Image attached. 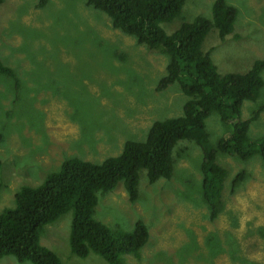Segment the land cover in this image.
Wrapping results in <instances>:
<instances>
[{"label": "rangeland", "instance_id": "rangeland-1", "mask_svg": "<svg viewBox=\"0 0 264 264\" xmlns=\"http://www.w3.org/2000/svg\"><path fill=\"white\" fill-rule=\"evenodd\" d=\"M87 0H0V55L20 79L0 74V211L15 206L25 185L36 186L62 162L79 157L101 162L122 151L128 140L145 139L159 118L182 113L187 96L179 84L158 89L168 56L111 26L109 16ZM238 13L234 31L220 39L212 29L203 50L218 71L243 73L264 55V0H227ZM215 0H187L182 16L162 24L173 33L183 21L211 18ZM264 77V72L262 73ZM264 106V87L246 100L242 119ZM213 142L231 133L219 114L209 117ZM250 134L264 136V110ZM203 149L190 140L176 150L170 179L151 181L141 173L139 198L132 202L124 181L100 195L95 217L112 228L133 230L142 219L150 238L127 264H264V166L221 156L228 168L223 209L211 217L202 188ZM249 177L235 191L231 178ZM72 212L48 224L41 244L64 264H110L99 254H74ZM0 264H33L4 256Z\"/></svg>", "mask_w": 264, "mask_h": 264}, {"label": "trees", "instance_id": "trees-1", "mask_svg": "<svg viewBox=\"0 0 264 264\" xmlns=\"http://www.w3.org/2000/svg\"><path fill=\"white\" fill-rule=\"evenodd\" d=\"M49 0H37V8ZM187 0H87L89 7L106 13L114 29L135 37L147 47L164 52L169 63L167 72L157 84L158 89L179 84L187 99L180 115L156 119L147 136L128 140L122 151L101 162L72 157L62 162L57 171L49 173L36 186L25 185L15 195V206L0 211V260L14 256L20 262L33 264H64L49 247L41 244L48 224L72 212L70 246L74 254L87 257L92 252L110 264H127L124 254L138 253L150 238L148 225L139 219L133 230L112 228L95 217L100 195L113 190L124 181L132 202L139 198L141 173L153 182L173 177L174 150L184 140L195 141L203 149L201 164L202 188L211 217L223 209L225 181L229 170L219 162L221 156L249 161L259 156L264 166V136L250 134L252 121L260 117L264 106L243 120L246 100H257L264 87V55L243 73L222 74L208 51L203 50L212 29L224 39L234 31L239 8L227 0H215L211 18L198 15L183 21L173 32L162 24L182 16ZM0 74L20 79L16 70L0 55ZM219 114L230 135L213 142L208 119ZM249 177L240 169L231 178L235 191Z\"/></svg>", "mask_w": 264, "mask_h": 264}]
</instances>
